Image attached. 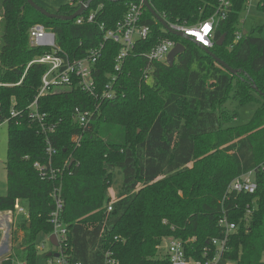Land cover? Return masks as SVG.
Here are the masks:
<instances>
[{
    "label": "trees",
    "instance_id": "16d2710c",
    "mask_svg": "<svg viewBox=\"0 0 264 264\" xmlns=\"http://www.w3.org/2000/svg\"><path fill=\"white\" fill-rule=\"evenodd\" d=\"M147 1L168 25L190 28L207 21L218 2ZM230 1V12L216 28L208 50L240 71L236 75L191 40L167 33L145 8L140 24L149 27L150 34L136 43L115 73L120 46L103 41L99 25L114 28L136 0H92L84 17L96 12L95 22L82 25L47 18L26 0H0L2 121L9 119L11 110L19 113L7 122L6 194L0 196V213H14L17 201L26 205L27 217L20 225L22 249L15 253L18 261L39 264L38 237L52 232L51 193L60 185V219L67 229L65 254L70 264H105L107 253L118 264H160L159 248L168 239L193 240L188 245L200 250L222 237L218 221L223 216L236 225L224 257L233 264H264V38L258 35L261 29L241 28L248 0ZM77 9L67 4L56 14L70 16ZM256 9L264 13V0ZM35 25L51 29L57 46L73 59L103 44L93 78L100 92L116 75L117 97L100 101L81 90L64 89L37 98L45 67L30 63L47 51L29 44ZM237 33L241 38L235 41ZM164 39L184 47L172 67L141 55ZM147 67L152 72L145 83L142 70ZM35 98L38 112L55 125L53 133L43 134L28 119ZM228 101L258 108L247 123L233 126L236 114L224 108ZM96 106L88 130L72 124L76 109ZM75 135H81L78 147L72 142ZM47 138L55 151L51 166L64 170L60 183L42 180L33 168L35 162H49ZM116 171L122 183L118 197L110 201L107 194ZM249 172H254L256 192H229L230 184ZM109 203L112 212L107 213ZM1 237L0 232V241ZM41 256L45 262L52 258L48 253ZM12 260L9 256L0 264Z\"/></svg>",
    "mask_w": 264,
    "mask_h": 264
},
{
    "label": "built area",
    "instance_id": "2783aa9c",
    "mask_svg": "<svg viewBox=\"0 0 264 264\" xmlns=\"http://www.w3.org/2000/svg\"><path fill=\"white\" fill-rule=\"evenodd\" d=\"M68 1V6L72 8L78 7L79 9L82 4H86L81 0ZM88 8L89 7H87L86 11ZM143 8L144 6L141 1L132 2L128 6L127 13L119 22L116 23L114 28L105 29L103 24L99 25V29L103 31V41H112L120 46L119 52L115 58V73L120 72L125 59L134 51L136 43L146 40L150 34L149 27L140 24ZM230 8V0H218L214 14L207 21L191 28L181 25H169V27L172 30L181 32L185 37H190L205 48L211 49L213 47L215 30L219 23L227 18ZM84 13L74 19L76 20V24H93L95 22L96 12H91L87 17H84ZM240 38L241 35L237 33L235 41H238ZM29 44L32 47L43 48L47 51V53L43 56L36 58L30 63L40 64L45 67V72L41 78V86L37 98L50 92L64 89L81 90L100 101H107L117 97L118 92L114 88V83H116L117 80L116 75L110 77V81L100 92L97 91L93 78L94 66L102 55L103 44L89 49L82 58L73 59L66 53L62 52L60 47L57 46L55 34L52 30L45 28L42 25H35L30 29ZM176 44L177 42L173 40L164 39L153 46L149 51L144 52L141 55L147 59L148 62L166 63L168 54ZM151 72V67H147L142 70V79L145 83L149 81ZM37 98H35L33 103H31L28 107V119L35 122L43 134L53 133L55 125L47 123L46 115L38 112L36 105ZM97 107L98 106H96L94 110L76 109L72 116V124L78 126L83 132L88 130L97 111ZM18 115V112L11 110L9 119L3 122L0 112V125L2 123H7L10 119H16ZM80 141L81 135H75L72 137V142L75 146L78 147L80 145ZM45 142L49 162L47 165L35 162L33 164V168L37 170L42 180L60 183L64 170L53 168L51 166V158L55 154V151L52 149V144L48 138ZM256 189L257 185L254 181V172L242 175L233 181L229 186V192L236 195H253L256 192ZM51 198L54 202V209L49 215V223L52 226V232L46 236V239L50 244V237L54 236L57 246H52L50 244L52 247L56 248L55 251L50 252L57 253L58 257L50 258L47 260V263L70 264L65 254L67 247V229L60 219V214L63 210L60 185L54 187L51 193ZM112 206V203H109L106 208L107 213L112 212ZM14 210L15 214L27 217V210L20 206L19 201L15 203ZM218 226L222 230V237L211 239L207 245L200 250L194 245H188V243H193V240L188 243H182L181 241L175 239L166 240V246L164 247L165 250L162 251L159 248L162 255L159 259L161 260L160 264H219L221 261L233 264L224 257V254L228 252V237L236 230V225L235 223L229 221L228 217L223 216L219 219ZM40 249L42 250L43 246H41ZM12 264L25 263L13 259ZM105 264H118V262L112 257L111 253H107L105 255Z\"/></svg>",
    "mask_w": 264,
    "mask_h": 264
},
{
    "label": "rangeland",
    "instance_id": "374dc122",
    "mask_svg": "<svg viewBox=\"0 0 264 264\" xmlns=\"http://www.w3.org/2000/svg\"><path fill=\"white\" fill-rule=\"evenodd\" d=\"M33 2L44 9L45 11L55 14L62 6L67 5L69 3L68 0H33ZM259 0H248L247 8L241 15V28L244 32H251L252 30L261 29L259 36L264 38V13L259 12L256 9ZM257 34V33H256ZM224 108L234 112L236 114V118L233 121V126H240L247 123L252 117L253 113L258 108V105L254 103H250L244 106H240L235 101H228L225 103ZM7 139H8V124L2 123L0 125V196H4L6 194V158H7ZM122 183V178L115 172L114 183L111 188L108 190L107 199L110 201L116 199L118 197V190L120 189ZM24 207V203H21ZM5 213H0V217H4L2 222L3 227H1L2 237L0 241V262L6 258H8L9 254H15L16 250H21L20 246L22 237L24 235L20 225L24 220V217L20 215H16L14 213H9V215ZM12 220L11 223L8 221ZM8 222V223H7ZM38 255H39V264H48L45 263L44 259H42V254L48 253L50 251H55L56 248L52 247L45 236L38 237ZM41 246L43 249L41 250ZM166 242L164 241L162 245H160V249L165 250ZM18 250V251H19ZM219 264H228L225 261H221Z\"/></svg>",
    "mask_w": 264,
    "mask_h": 264
},
{
    "label": "water",
    "instance_id": "95a60500",
    "mask_svg": "<svg viewBox=\"0 0 264 264\" xmlns=\"http://www.w3.org/2000/svg\"><path fill=\"white\" fill-rule=\"evenodd\" d=\"M92 0H89L85 5H81L80 8L74 12L72 15L70 16H60L55 14H51L47 11H45L44 9L40 8L39 6H37L33 0H26L27 4L32 7L34 10L38 11L39 13H41L42 15H44L47 18H51V19H58L61 21H73L76 17L80 16L81 14H83L87 7H89L90 3ZM136 1H141L144 8L152 15V17L162 26V28L169 34L176 36L180 39H186V40H191L195 45H197L201 50L205 51L207 54L211 55V57L213 58V60L219 64L223 69L227 70L229 73H231L232 75H236L237 73H239L240 71L238 70H233L230 67H228L225 63H223L220 59L216 58L214 55L211 54V52L205 48L204 46H202L200 43L195 42L193 39H191L190 37H185L181 32H177L175 30H172L169 25L151 8V6L149 5L147 0H136ZM223 40H224V36H222L218 42L217 45L221 46L223 44ZM184 50V47L182 46V44L177 43L174 48L170 51V53L167 56V60H166V64L169 67H172L174 65L175 59L176 57L181 54ZM252 89L257 91V88L253 85ZM258 94L260 96H262V93L258 91ZM50 243L53 246H57L54 236L50 237ZM48 256H52L54 258L58 257L57 253H52L49 252Z\"/></svg>",
    "mask_w": 264,
    "mask_h": 264
},
{
    "label": "crops",
    "instance_id": "0c3cea01",
    "mask_svg": "<svg viewBox=\"0 0 264 264\" xmlns=\"http://www.w3.org/2000/svg\"><path fill=\"white\" fill-rule=\"evenodd\" d=\"M21 203H24V202H19L20 206L23 207V206L21 205ZM24 205H25V204H24ZM23 208L26 209V205H25ZM9 213H11V212H7L6 215H7V214L9 215ZM14 214H15V213H14ZM0 215H1V214H0ZM16 215H17V214H16ZM20 216H22V215H20ZM22 217H23V216H22ZM3 218H4V217H2V216L0 217V232H1V233H2V232L4 233V231H5L6 228H7V225H5V226H6L5 230L2 231V229H1V227H3V223L5 222V221L2 222ZM25 218H26V217H24V219H25ZM8 222L11 223L12 220H9ZM8 222H7V223H8ZM5 232H6V231H5ZM45 237H46V236H45ZM50 244H51V243H50ZM51 245H52V244H51ZM52 246H53V245H52ZM48 253H49V252H48ZM9 255H12V256H13V259H14V260H17V258L15 257V254H9ZM17 261H18V260H17ZM19 262H20V261H19ZM45 263H47V262H45Z\"/></svg>",
    "mask_w": 264,
    "mask_h": 264
}]
</instances>
